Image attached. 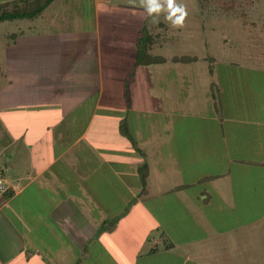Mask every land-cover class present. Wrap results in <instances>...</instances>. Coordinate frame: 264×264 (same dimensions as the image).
<instances>
[{
  "label": "crops",
  "instance_id": "crops-1",
  "mask_svg": "<svg viewBox=\"0 0 264 264\" xmlns=\"http://www.w3.org/2000/svg\"><path fill=\"white\" fill-rule=\"evenodd\" d=\"M20 1L0 6L22 13L29 5ZM109 6L52 0L33 18L0 21V172L8 185L0 264H218L240 227L264 240V171L249 183L248 202L243 184L235 186L251 182L242 166L264 169V93L216 124L173 114L155 133L157 124L139 115L159 113L132 107L130 89L140 70L166 58ZM141 46L143 59L164 62L136 64ZM212 78V100L264 88L247 77ZM145 146L158 155L164 148L161 170H151Z\"/></svg>",
  "mask_w": 264,
  "mask_h": 264
},
{
  "label": "rangeland",
  "instance_id": "rangeland-1",
  "mask_svg": "<svg viewBox=\"0 0 264 264\" xmlns=\"http://www.w3.org/2000/svg\"><path fill=\"white\" fill-rule=\"evenodd\" d=\"M251 1V6H247L245 0H241L232 10L225 12L221 3L227 6L230 0H177L186 7L188 16L183 27H173L166 13L149 17L140 0H109L111 9L123 11L125 24L139 26L143 45L147 44V37L152 36L155 44L151 54L166 58V63L162 65L147 66L140 70L138 83L130 89L136 90V94L133 93L136 96L130 94L129 98L132 107L138 111L155 109L159 113L139 115L157 124L154 127L155 133L161 132L160 125L164 121L175 118L173 114L177 122L190 125L216 124L227 117L226 114L234 116L237 104L245 111L247 106L254 103L249 102V99L260 100L264 93L263 86H260L261 91L250 90L248 94H243L242 90L236 94L233 91L230 99L225 100L221 97L212 100L214 88L210 91L212 77H240L242 80L247 77L251 80L249 84H264V0ZM181 56H195L197 60L187 65L170 62V58ZM214 82L216 85L217 82ZM243 85L247 86V81ZM193 127L197 129L193 132H202L198 129L200 126ZM212 131L216 130L208 132ZM157 137L165 139L164 136ZM151 142L154 143L150 141L149 145L153 147ZM150 146L144 148L150 151ZM149 154L151 170H161L159 164L167 161L164 148L162 153L159 152L162 161L155 147ZM143 163L141 161L139 165ZM241 170L250 176L251 182L247 183L246 176L245 183L240 184L236 179L235 186L240 192L239 186L243 184L247 201L250 200L249 183L254 184L264 169L247 164ZM260 212L257 210L258 216ZM247 219L248 214L237 221L245 223ZM236 234L238 238L226 251L227 257H220L218 264H264V240L259 231L248 235L240 227Z\"/></svg>",
  "mask_w": 264,
  "mask_h": 264
},
{
  "label": "trees",
  "instance_id": "trees-1",
  "mask_svg": "<svg viewBox=\"0 0 264 264\" xmlns=\"http://www.w3.org/2000/svg\"><path fill=\"white\" fill-rule=\"evenodd\" d=\"M52 0H21L20 2H27L28 3V9L25 10V12L22 13H18L17 12H9V11H5V9L3 8L4 6H0V21L3 20H8V19H15L18 17H25V18H33L36 15H38L43 8L49 4ZM241 0H230L229 5L225 6L221 3L223 11L227 12L229 10H232V8H234L235 4H238V2ZM32 2V3H31ZM245 2L247 3V6H251V0H245ZM244 17V16H243ZM140 43L142 45V41L140 40ZM138 55L141 56V58H139V60H137L136 64H143L144 63H150V64H160L163 63L164 60L160 57H149L147 56V60L142 58L143 55V51H142V46H141V50L139 49L138 51ZM197 60V58L195 56H182V57H174L172 59L173 62H183V63H192L195 62ZM212 73V71H211ZM124 125V124H122ZM124 135H126L130 140L131 137L128 136L125 132L123 133ZM132 142V140H131ZM139 176H140V182L142 185L145 184V177H146V166L142 165L139 169Z\"/></svg>",
  "mask_w": 264,
  "mask_h": 264
},
{
  "label": "clouds",
  "instance_id": "clouds-1",
  "mask_svg": "<svg viewBox=\"0 0 264 264\" xmlns=\"http://www.w3.org/2000/svg\"><path fill=\"white\" fill-rule=\"evenodd\" d=\"M140 4L149 17L166 13V18L173 27H183L188 16L186 7L177 0H140Z\"/></svg>",
  "mask_w": 264,
  "mask_h": 264
},
{
  "label": "built area",
  "instance_id": "built-area-1",
  "mask_svg": "<svg viewBox=\"0 0 264 264\" xmlns=\"http://www.w3.org/2000/svg\"><path fill=\"white\" fill-rule=\"evenodd\" d=\"M8 190V185L0 172V197Z\"/></svg>",
  "mask_w": 264,
  "mask_h": 264
}]
</instances>
